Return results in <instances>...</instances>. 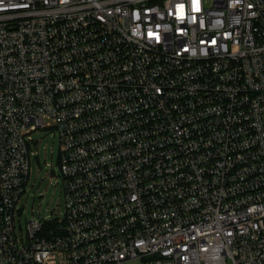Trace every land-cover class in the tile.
I'll return each mask as SVG.
<instances>
[{"label": "built area", "instance_id": "obj_1", "mask_svg": "<svg viewBox=\"0 0 264 264\" xmlns=\"http://www.w3.org/2000/svg\"><path fill=\"white\" fill-rule=\"evenodd\" d=\"M0 264H264V0H0Z\"/></svg>", "mask_w": 264, "mask_h": 264}, {"label": "rangeland", "instance_id": "obj_2", "mask_svg": "<svg viewBox=\"0 0 264 264\" xmlns=\"http://www.w3.org/2000/svg\"><path fill=\"white\" fill-rule=\"evenodd\" d=\"M34 138L40 140L39 156L32 161V172L27 192L18 205L17 219L25 226L26 221L33 218L60 213L65 210L64 197L60 186L49 175L47 164H53L59 171V147L48 132H39Z\"/></svg>", "mask_w": 264, "mask_h": 264}]
</instances>
